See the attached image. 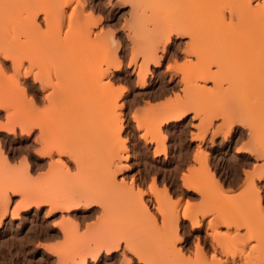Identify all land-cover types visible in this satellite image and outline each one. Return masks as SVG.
Returning a JSON list of instances; mask_svg holds the SVG:
<instances>
[{"label": "rangeland", "instance_id": "rangeland-1", "mask_svg": "<svg viewBox=\"0 0 264 264\" xmlns=\"http://www.w3.org/2000/svg\"><path fill=\"white\" fill-rule=\"evenodd\" d=\"M65 1L0 0V264H264V0Z\"/></svg>", "mask_w": 264, "mask_h": 264}, {"label": "bare ground", "instance_id": "bare-ground-1", "mask_svg": "<svg viewBox=\"0 0 264 264\" xmlns=\"http://www.w3.org/2000/svg\"><path fill=\"white\" fill-rule=\"evenodd\" d=\"M71 1H72V0H66V1H65V5H69V3H70ZM210 1L212 2V1H214V0H210ZM63 2H64V1H63ZM5 3H6V2H5ZM79 3H80V2H79ZM83 3H84V2H83ZM189 4H190V5H188V6L186 7V8H188V9H185L186 12L184 11L185 13H183V14L189 15L190 13H192V12L197 8V5H196V3H195L194 1L189 2ZM191 4H192V5H191ZM239 4H240L239 6L242 7L241 9H242V10H246V12H249V11L251 10V7H250V1H249V0H241ZM8 6H9V5H8ZM191 6H192V7H191ZM189 7L191 8V11H192V8H193V7H195V9L191 12ZM9 8L12 9L11 7H9ZM243 8H244V9H243ZM13 9H14V8H13ZM60 9H61V8H60ZM60 9H59V12H60ZM228 9H229V8H228ZM63 10H64V9H62L61 12H63ZM187 10H189V11H188V12H190L189 14H188ZM229 10H230V9H229ZM229 10H228V11H229ZM231 10H232V9H231ZM247 10H248V11H247ZM57 12H58V11H57ZM232 12H233V11H231V13H232ZM236 13H237V12H236ZM254 13H255V12H254ZM34 14H35V12H34ZM234 14H235V12H234ZM234 14H230L232 18H233V16H234ZM262 14L264 15V6H263V9H262V12H260V11H259V12H256L257 17H256V15L254 14V16L256 17V20H254V19H253V20H254V23H255V21H257V22H256V26H258V25H259V26H262V24H263V23H262L263 20L260 19V17L263 16ZM186 15H184V16L182 15L183 18L181 17V21H182L184 18L186 19V17H185ZM232 15H233V16H232ZM260 15H261V16H260ZM235 16H237V15H235ZM258 16H259V17H258ZM35 17H36V14H35ZM35 17H34V18H35ZM87 17H88V20H90V19L92 20V19H93V18H92V17H93V14L90 13L89 15H87V16H86V20H87ZM98 17H99V16H98ZM223 17H224V15H223ZM221 18H222V17H221ZM232 18H231V19H232ZM236 18H238V17H236ZM261 18L263 19L264 16L261 17ZM95 19H96V18H95ZM222 19H223V18H222ZM257 19H258V20L260 19L262 24H261L260 21H258ZM100 20H101L100 17L97 18V21H98V22H99ZM97 21H96V22H97ZM85 22H86V21H85ZM87 22H88V21H87ZM87 22H86L85 24H83V26H88V23H87ZM184 22H185V21L179 22V20H178V23H181V24H182V23H184ZM236 22H238V21H236ZM249 22H250V20H249ZM258 22H259L260 24H257ZM254 23H253V21H252V24H254ZM89 24H93V23H90V21H89ZM181 24H180V26H181ZM219 24H220V25H218L219 27H221V26H222V28L228 27V29H229V26H232V28H233V27H238V26H240V25H237V23H234V24L232 23V24H231V23H225L224 21L221 22V23H219ZM238 24H239V23H238ZM249 24L251 25V23H249ZM74 25H75V24H74ZM189 25H190V24H189ZM254 25H255V24H254ZM191 26H192V24H191ZM213 26H214V25H213ZM252 26H253V25H252ZM252 26H250V27H252ZM259 26H258V27H259ZM88 27H89V26H88ZM188 27H189V26H188ZM253 27H255V26H253ZM222 28H221V29H222ZM255 28H256V27H255ZM191 29H192V27H191ZM189 32H190V29H189L187 32H185V31H184V32H183V31H182V32H179V33H177V35H184L185 33H189ZM191 32H192V31H191ZM111 35H112V33H111ZM189 35H191V33H189ZM168 38H169V37H168ZM0 54H2L3 58L5 57L6 60H7V59L13 60V58H14V57H13V54H11V53H10V54H6V50H3V49H0ZM0 56H1V55H0ZM157 63H158V61H157ZM263 64H264V63H263ZM261 70H262V69H261ZM261 73H262V72H261ZM26 76H27V73H26ZM262 83H263V82H262ZM143 86H144V84H143ZM29 99L32 100L31 98H29ZM31 102H32V101H31ZM180 116H181V115L177 116V119L180 118ZM56 149H57L56 152H58L60 155H61V154H66V152H67V150H65V147H63V146L60 147V149H59V148H56ZM58 149H59V150H58ZM54 151H55V150H52V149H49V148H48V149H46V151L43 152L42 155H43V156H51L52 153H53ZM42 165H43V164H42ZM51 165H52V164H51ZM61 166H62V167H65V165H63V164H62ZM50 167H51V166H50ZM29 168H30V164L27 163V164H26V169H29ZM67 195H68V194H67ZM72 195H73V193H72ZM72 195L69 194V196H72ZM69 196H68V197H69ZM63 197H64V196H63ZM65 197H67V196L65 195ZM64 199H65V198H64ZM66 199H67V198H66ZM66 199H65V200H66ZM72 199H73V200H72ZM74 199H75V201H74ZM71 200H72L73 202H70ZM86 201H88V199H87V195H85V194L82 193V192H76V193L73 195V197H72L71 199L69 198V200L67 199L66 202L64 201L65 203H64L63 205H62V204H61V205L59 204V206H57V207H56V206L53 207L52 210H54V209H58L59 207H60V208L62 207V208H64V209L77 208L80 204L85 203ZM88 202H89V201H88ZM92 202H93V201H92ZM57 203H58V202H57ZM57 205H58V204H57ZM86 205H88V207H89V204H87V202H86ZM71 225H72V224H71ZM75 225H76V224H75ZM76 226H77V225H76ZM117 243H118V242H117ZM111 246H112V245H111ZM116 246H117V245H116ZM118 246H119V245H118ZM114 247H115V246H114ZM114 247L112 246L111 248H109V249H108V252L112 251ZM106 249H107V248H106ZM114 249H115V248H114ZM200 249L202 250V248H200ZM108 252H107V253H108ZM79 256H80V255H79ZM200 256H201V255H200ZM202 256H204V253H203V252H202ZM201 259H202V258H201ZM205 259H206V258H205Z\"/></svg>", "mask_w": 264, "mask_h": 264}, {"label": "crops", "instance_id": "crops-1", "mask_svg": "<svg viewBox=\"0 0 264 264\" xmlns=\"http://www.w3.org/2000/svg\"><path fill=\"white\" fill-rule=\"evenodd\" d=\"M170 97L173 98V95H170ZM167 98H168V97H166V99H167ZM164 100H165V99H164ZM164 100L156 101L155 104H158V103H160V102H162V101H164ZM131 114H133V112H131ZM194 114H195L194 111H186V112L183 114V118H188L190 121L194 119V120L196 121L195 123H193L194 129L192 128V129L190 130V133H189V140H193L195 143H197V142H198V139H194V138H195V136L199 135L200 132H201V131H200V119H199V118H195V117H194ZM169 122H172V121H166L164 124H168ZM213 122H214V121H213ZM217 124H219V123H218V122H214V124L211 126V128H208L209 130H207V132L205 133V137H204L205 139L211 138V136L213 135V131H214L215 125H217ZM238 130H240V127H238V125H234V126H232V128H231V134H230V136H229L228 138H232L233 135H234V133H235L236 131H238ZM139 135H142V132H139ZM218 136H219V138H220L221 140L226 139V136H225L224 133H220ZM243 143H245V141H244ZM241 146H244V144H241V143H239V144H235V146H234V148H233V152H234V153H237V154H240V153H244V152H246V151H244V150H240V147H241ZM156 147H157V143H156V142H153V143H152V151H153V152L155 151ZM158 156H159V157H162V156H164V154H163V153H160ZM194 167H197V164H194V163L187 164V165L185 166V168L183 169V171L179 174L180 180H181L184 176H188V175H189V172H190V170H191V168H194ZM226 189H228V188H226Z\"/></svg>", "mask_w": 264, "mask_h": 264}]
</instances>
